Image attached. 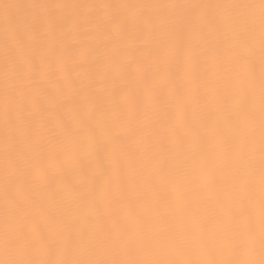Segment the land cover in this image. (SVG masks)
Masks as SVG:
<instances>
[{
	"label": "bare ground",
	"instance_id": "1",
	"mask_svg": "<svg viewBox=\"0 0 264 264\" xmlns=\"http://www.w3.org/2000/svg\"><path fill=\"white\" fill-rule=\"evenodd\" d=\"M259 3L0 0V261L232 259L227 248L209 254L185 245L186 238L198 240L202 222L216 231L218 202L231 194L256 220L252 251L236 258L259 264ZM192 4L211 7H186ZM20 26L34 37V51L18 48ZM237 31L247 35L243 46L233 39ZM9 48L14 60L5 55ZM229 48L246 61L235 63ZM19 64L23 79L15 73ZM225 82L231 111H240L243 94L250 115L229 117L220 100ZM96 141L103 151L97 157L89 150L85 171L72 164L74 146ZM22 214L51 235L70 225L71 251L62 244L52 255L39 246L6 250V221L12 230Z\"/></svg>",
	"mask_w": 264,
	"mask_h": 264
},
{
	"label": "snow or ice",
	"instance_id": "2",
	"mask_svg": "<svg viewBox=\"0 0 264 264\" xmlns=\"http://www.w3.org/2000/svg\"><path fill=\"white\" fill-rule=\"evenodd\" d=\"M241 5H231V7H240ZM248 6V5H244ZM119 7V6H118ZM176 7V5H173ZM186 7L196 8H208L210 5L192 4ZM260 43H261V94H260V118H261V183H260V202H259V243L261 250V260L259 264H264V0H260ZM33 32L35 28H32ZM218 30V29H217ZM28 27L20 26L17 29L15 39L17 46L21 50L28 52L34 51L33 39L27 35ZM233 39L241 46H243L247 40L245 32L237 31L234 33ZM175 47L177 50L184 47V40L182 36V30L177 29L175 35ZM235 63H241L246 61V57L240 53L233 52L231 48L227 50ZM51 54V52H50ZM6 57L9 60H14L15 50L6 49ZM196 53H194L195 57ZM35 68V65H33ZM17 77L23 79L25 72L23 65L19 64L15 68ZM223 94L220 97L221 103L224 105L228 112L229 117L236 116L239 118L242 115H250L245 112L246 97L242 94L238 101V107L240 111H231V90L228 82L223 84ZM42 95H45L42 93ZM6 116L8 113V101H6ZM31 113L27 114L25 119V135L28 134L27 125L31 120ZM91 116V113H89ZM83 124V122H82ZM66 135H72L71 131L66 132ZM89 140H93L95 133L89 131L87 133ZM115 137L113 141L115 142ZM205 136L201 135L199 141L203 143ZM227 143V141H225ZM104 145L102 142L96 141L90 143L87 146H74L72 164L79 167L82 171H85L88 165L89 150L97 157L103 151ZM61 156L58 159V167L63 169L64 159ZM17 209H22L23 204L18 202ZM219 214L215 218L216 231L211 232L207 223H200L198 226L199 237L197 241H193L190 238H186L185 245L191 246L193 243H197L198 246L208 252L209 254H215L227 248L232 259L228 260H216L209 259L207 261H185L183 264H256L255 261L243 260L236 257L249 254L252 251L253 245L256 241V220L252 214L248 204L243 199L235 198L231 194H225V199L218 202ZM79 239H84V234H79ZM74 238L70 225H59L55 235H51L44 230L39 229L35 223L27 215H20L15 223V227L10 230V225L5 224V231L3 235V245L6 250H13L19 248L24 253H30L34 248L39 246L43 248L47 254L52 255L56 251L58 244L63 245L65 253L71 251L74 245ZM0 264H121L119 261H93V260H74V259H18V260H5L0 261ZM128 264H136V262H128Z\"/></svg>",
	"mask_w": 264,
	"mask_h": 264
}]
</instances>
